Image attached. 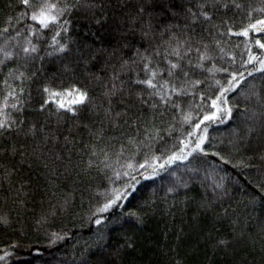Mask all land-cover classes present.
Here are the masks:
<instances>
[{"label":"trees","instance_id":"trees-1","mask_svg":"<svg viewBox=\"0 0 264 264\" xmlns=\"http://www.w3.org/2000/svg\"><path fill=\"white\" fill-rule=\"evenodd\" d=\"M64 2L76 5L63 18L70 20L61 41L68 51L46 54L58 30L53 27L31 37L39 51L25 56L21 46L34 22L20 17L25 11L20 0H0V47L14 53L0 64V120L10 125L0 129V217L8 220L0 223V264H264V72L256 70L257 62L246 63L249 52L264 57V49L256 44L264 43V33L234 34L264 19V0ZM199 5L210 19L199 15ZM140 7L145 8L142 20L133 23ZM149 19L157 32L173 25L190 41L184 71L189 60L197 63L196 48L203 51L202 45H208L212 59L190 74L203 83L178 101L191 111L188 124L180 113L150 98L143 86L131 83L138 74L145 78L139 71L142 65L132 72L120 68L124 61L138 59L137 49L149 48L141 36V26ZM213 65L228 71L210 73L207 69ZM241 72L244 79L227 94V105H220L231 114L220 113L202 125L208 129V155L195 153L161 168L195 123L212 113L210 101L220 87ZM162 77L168 79L166 71ZM182 80L181 72L176 83ZM45 87L59 95L45 93ZM76 89L87 92V100L60 108V97ZM9 91L16 95L5 108ZM110 91L115 94L106 95ZM13 103L17 108L10 107ZM145 128L159 130L162 139H147ZM137 131L143 143L139 152L127 143ZM121 145L125 151L120 163L137 166L133 174L139 183L109 212L93 215L105 202L98 194L130 181L122 177L113 184L107 179L112 171L102 165L89 168V160L96 159L92 150L119 151ZM153 156L160 159L153 162ZM146 160L155 172L139 169ZM97 218L102 219L100 225Z\"/></svg>","mask_w":264,"mask_h":264},{"label":"snow or ice","instance_id":"snow-or-ice-1","mask_svg":"<svg viewBox=\"0 0 264 264\" xmlns=\"http://www.w3.org/2000/svg\"><path fill=\"white\" fill-rule=\"evenodd\" d=\"M20 4L24 6L25 11L20 13L21 18H28L34 22L33 25H30L27 29L29 32V37L26 38L25 43L21 46V51L25 56H30L31 54L37 53L39 48L36 44L33 43L32 38L37 36L43 30H51L53 27H56L58 30L54 32L51 37V43L48 45L52 51L47 52L48 56H52L54 54H62L68 51V44L61 42L63 39V34H67L69 32L68 25L70 24V20L63 19L66 15H70L73 10L76 8L75 4H68L64 2V0H20ZM91 6V5H90ZM204 5H199L201 11L199 12L200 16H203L205 20L210 19L207 11H204ZM236 7H240V5H236ZM145 11L144 7H140L137 16L134 18L133 23H136L142 20L143 13ZM188 12L195 18L197 13H193L191 9H188ZM175 15V13H173ZM63 19V22L61 23ZM38 26V27H37ZM176 26L168 25L162 31L157 32L156 27L152 24L151 19H149L146 24H142L141 26V36L142 39H146L149 43V48H145L143 52L140 49L136 50L135 56L138 59H134L131 62L124 61L120 68L121 70H128L129 72L135 71L137 65H142V68L139 71H142L144 74V79L137 75L136 79L132 80L131 83L136 86H143V91L149 92L150 98H158L159 102L165 106H169L173 111L180 113L182 116V122L188 124L192 122L193 118L191 115V111H185L182 103L178 101L182 100V98L190 93L191 90L197 88L198 85H201L203 82L200 80H192L191 73L196 69H204V62L212 59L211 55L208 51V45H202L203 51L200 50V47L196 48V52L198 53V61L195 65L189 60L188 62V71H184L183 61L188 56V54L192 51L191 43L188 39H182L180 34L174 31ZM3 33H7L9 31L8 27H5ZM249 31L261 32L264 33V19L257 20L254 24H249L247 28H245L241 33H234L235 35H243L247 37L249 35ZM17 37L21 35V33L17 32ZM165 37H167L165 39ZM159 39L160 43L155 44L153 46V42ZM256 44L264 49V43L257 40ZM127 47V45H125ZM222 51V50H221ZM0 54H2L3 59H0V64H3L5 60H9L13 57L14 53L6 50L5 47H0ZM253 61L257 62L260 67L256 69L257 71L264 72V57H258L256 55H252L249 52V58L246 63L251 64ZM164 64L165 67L161 68L160 65ZM224 71L227 72L226 68L215 69L213 65L212 69H207L210 73L214 74V71ZM166 71L168 79H163L162 73ZM183 73V80L177 84L176 78L178 73ZM118 73L115 74L112 79L116 80L118 78ZM249 76L252 75L251 72L248 73ZM20 77H23V73L20 74ZM244 79V73L232 74L231 78L228 81V86L220 87L219 94L215 96L214 99H211L210 105L211 108L216 111L212 113L211 116L204 115L203 119L200 120L199 123H195V127L193 131L187 133V137L185 139H181L179 141L178 151H173L171 155L167 156L164 161V164L159 165L161 168H164L165 165H170L176 160H187L189 157H192L195 153H200L204 156L208 155V152L205 150L206 141L208 140L207 127H203L205 121H214L217 119V113L227 112L229 115L231 114V109L224 107L222 108L220 105H227L228 101L226 96L229 92L234 91L237 86L240 84L241 80ZM217 85L220 84L219 81L215 82ZM7 84V81H5ZM113 89H115V85L113 84ZM45 93L50 95H59V93L51 92L49 88L45 87L43 89ZM79 92V99L76 103H84L88 96L87 92H80L79 89H76ZM114 91H110L106 93V95H114ZM14 91H9L7 96L4 97V107H9L8 98L15 97ZM204 97L202 96V99ZM137 99L143 101L142 96L137 94ZM47 103V101H45ZM157 104H152V108L156 109ZM11 108H17L15 103L10 105ZM63 108L64 105L61 104L59 106ZM3 112V108H0V113ZM120 114L117 113V116ZM163 115V113H161ZM223 123V120L220 121ZM7 120H0V129H4L9 127ZM201 130L203 134H201ZM139 131H137V136L129 137L127 143L128 145H135L137 147V152L140 151L141 147H143V143L137 140L139 136ZM144 134L147 139H152L153 136L156 138L162 139L159 136V130L153 132L148 128L144 129ZM171 135V131L169 132ZM125 151V146L121 145L119 151H109L108 148H93L92 157L96 159H90L88 162V167L91 168L93 166L100 167L103 166L104 170H110L113 172L112 176H109L107 179L110 183L115 184L117 181L121 180L122 177H127L130 183L124 185L123 188H112L111 190H106L102 195L104 197V203L99 205L96 209V212L93 215L103 214L109 212L114 206L118 205V202L121 200H126L128 196L131 194L128 190L132 191L136 190V184L139 181L136 179V176L133 174L137 172V166L131 162L121 164L120 161L123 158V154ZM212 155L219 156L220 153L213 152ZM113 156H115V162H113ZM224 160L225 163H228V160L223 156L220 157ZM264 158V157H262ZM160 157L153 156V162L159 160ZM116 165H119L117 168ZM139 169L151 168L153 172H155V168L153 163H149L147 160L139 164ZM236 167V165H233ZM191 171V169H190ZM151 177H145V179H150ZM187 187V185H183ZM217 187H221V185H217ZM264 187V185H261ZM174 189L170 188L169 191H173ZM127 216H131L136 218L137 220L140 217L136 212H128ZM0 223L7 224L8 220L5 217H0ZM97 225L102 223L101 218H97L95 220ZM57 239L62 237L57 236V234L53 233ZM55 242V241H53ZM220 244H226L225 241H220ZM131 246V245H129Z\"/></svg>","mask_w":264,"mask_h":264},{"label":"rangeland","instance_id":"rangeland-1","mask_svg":"<svg viewBox=\"0 0 264 264\" xmlns=\"http://www.w3.org/2000/svg\"><path fill=\"white\" fill-rule=\"evenodd\" d=\"M79 99V93L77 92H67L64 96L60 97L59 101L61 104H71ZM216 110L213 109L212 113ZM212 113L209 115L211 116ZM227 114V112H226ZM220 113H217V118L219 117Z\"/></svg>","mask_w":264,"mask_h":264}]
</instances>
